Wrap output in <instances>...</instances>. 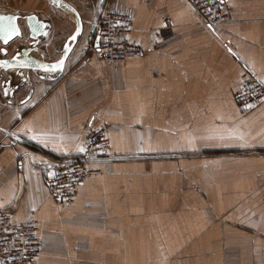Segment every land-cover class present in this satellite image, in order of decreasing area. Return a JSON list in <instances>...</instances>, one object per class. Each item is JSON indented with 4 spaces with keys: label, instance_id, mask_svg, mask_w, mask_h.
Returning <instances> with one entry per match:
<instances>
[{
    "label": "crops",
    "instance_id": "obj_1",
    "mask_svg": "<svg viewBox=\"0 0 264 264\" xmlns=\"http://www.w3.org/2000/svg\"><path fill=\"white\" fill-rule=\"evenodd\" d=\"M66 1L82 31L61 73L0 68V209L37 219L47 244L33 264H264V100L244 110L233 98L244 70L264 84V0H225L230 19L213 30L186 0H114L143 50L117 64L95 46L108 0ZM6 13L22 38L0 40V58L30 41L29 14L47 23V61L76 26L50 0H0ZM99 123L108 154L57 202L46 177Z\"/></svg>",
    "mask_w": 264,
    "mask_h": 264
},
{
    "label": "built area",
    "instance_id": "obj_2",
    "mask_svg": "<svg viewBox=\"0 0 264 264\" xmlns=\"http://www.w3.org/2000/svg\"><path fill=\"white\" fill-rule=\"evenodd\" d=\"M186 1L201 17V23L212 30L220 22L230 19L225 0ZM133 20L132 10L124 4L114 0L103 4L96 20L95 31L98 37L96 50L104 62L117 64L142 54V48L128 37ZM161 25L171 27L173 21L169 16H163ZM233 98L240 108H253L264 100V84L249 70H244L241 84ZM108 149L107 126L99 123L87 133L81 155L67 166L53 169L46 177L50 196L57 202H71L77 188L94 172L88 166L89 161L107 155ZM38 231V221L33 215L21 223H12L9 212L0 209V264H33L47 244Z\"/></svg>",
    "mask_w": 264,
    "mask_h": 264
},
{
    "label": "water",
    "instance_id": "obj_3",
    "mask_svg": "<svg viewBox=\"0 0 264 264\" xmlns=\"http://www.w3.org/2000/svg\"><path fill=\"white\" fill-rule=\"evenodd\" d=\"M50 2L53 5L59 6L66 11H68L75 19L76 26L73 32L66 38L65 42L61 46V55L58 59L53 61H47L42 58V54L39 50L38 43L44 36L46 35V26L47 23L43 20L38 19V17L35 14H29L24 17L25 23L28 28V36L30 38V41L26 45H17L15 47V50L11 56H6V49H1V54L4 55L0 58V68L4 69L5 71L12 70L15 71L16 74L22 75L21 70L28 69V70H34L37 72H40L42 74L44 73H50L55 72L56 74L61 73L64 62L66 60V57L68 53L70 52L72 45L76 38L81 34L82 31V23L80 20V16L77 12V10L66 0H56L55 3H53V0H50ZM0 16H8V17H16L18 19V15L15 14H9L6 13L5 15ZM17 19L13 22L16 27L17 25ZM8 27V22L3 21L0 22V40L2 44L6 45L11 40H14L15 38H22V32L19 29V35H13L11 39L8 40L7 43H5L4 38V30ZM75 37V39H73ZM98 37H95V46L97 45ZM7 62V65H5L4 62ZM60 61H63L62 67H57L54 71L48 70L54 65L59 64ZM45 66H48L46 68Z\"/></svg>",
    "mask_w": 264,
    "mask_h": 264
},
{
    "label": "snow or ice",
    "instance_id": "obj_4",
    "mask_svg": "<svg viewBox=\"0 0 264 264\" xmlns=\"http://www.w3.org/2000/svg\"><path fill=\"white\" fill-rule=\"evenodd\" d=\"M56 0H53V3H55ZM17 18L16 17H8V16H0V22L7 21L8 22V27L4 30V38H5V43L8 42L9 39L12 38L13 35H19V29L18 27L15 26L13 23ZM75 39V37H73ZM5 65H7V62H4ZM63 66V61H60L59 64L52 66L48 70L54 71L57 67H62ZM48 68V66H45ZM83 151V149H81Z\"/></svg>",
    "mask_w": 264,
    "mask_h": 264
},
{
    "label": "rangeland",
    "instance_id": "obj_5",
    "mask_svg": "<svg viewBox=\"0 0 264 264\" xmlns=\"http://www.w3.org/2000/svg\"><path fill=\"white\" fill-rule=\"evenodd\" d=\"M95 33H96V31H95Z\"/></svg>",
    "mask_w": 264,
    "mask_h": 264
}]
</instances>
